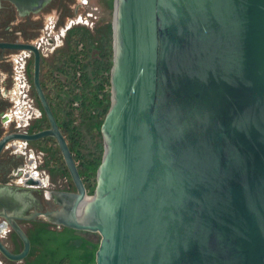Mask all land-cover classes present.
Segmentation results:
<instances>
[{"label": "water", "instance_id": "1", "mask_svg": "<svg viewBox=\"0 0 264 264\" xmlns=\"http://www.w3.org/2000/svg\"><path fill=\"white\" fill-rule=\"evenodd\" d=\"M114 9L111 104L93 194L32 44L0 46L34 51L50 127L5 136L0 152L13 138L57 141L76 191L56 192L60 207L43 215L98 232L96 264H264V0H115ZM21 236L18 255L0 243L15 260L30 251Z\"/></svg>", "mask_w": 264, "mask_h": 264}, {"label": "flooded vegetation", "instance_id": "2", "mask_svg": "<svg viewBox=\"0 0 264 264\" xmlns=\"http://www.w3.org/2000/svg\"><path fill=\"white\" fill-rule=\"evenodd\" d=\"M87 3L48 0L42 5L35 2L19 7L12 0H0V44L35 45L41 53V82L55 85L58 74L52 81L44 78V65L58 58L57 52L71 28L78 24L90 26L75 22L79 14L85 13ZM84 17L87 19V15ZM34 62L32 50L0 46V140L50 127L34 87ZM60 151L57 141L46 137L36 141L13 138L0 152V199L6 204L0 206V243L10 253L21 254L25 248L23 232L31 246L28 255L19 260L0 248V264H38L44 240L66 228L43 215L60 207L54 201L56 192L76 191L75 185L69 184L68 168L63 156L60 160Z\"/></svg>", "mask_w": 264, "mask_h": 264}, {"label": "trees", "instance_id": "3", "mask_svg": "<svg viewBox=\"0 0 264 264\" xmlns=\"http://www.w3.org/2000/svg\"><path fill=\"white\" fill-rule=\"evenodd\" d=\"M103 23L99 27L78 24L71 28L57 52L58 58L47 61L43 68L44 78L52 81V77L58 74V82L50 87L42 80L51 109L67 137L87 190L92 192L94 188H90V177L97 170L103 155V144L94 139L93 130L101 129L111 104L113 28L111 21ZM87 134L94 142L95 153L99 151L89 162L87 155L82 153ZM63 230L44 240L38 264L94 263L97 250L86 246L83 252V248L71 246L66 233L73 229L66 227ZM62 239L66 241H62L61 245Z\"/></svg>", "mask_w": 264, "mask_h": 264}, {"label": "rangeland", "instance_id": "4", "mask_svg": "<svg viewBox=\"0 0 264 264\" xmlns=\"http://www.w3.org/2000/svg\"><path fill=\"white\" fill-rule=\"evenodd\" d=\"M89 3L86 4L84 7L85 13H81L76 18V21H82V23L89 24L93 27H99L100 23L102 25L103 22H112V28H113V15H114V4L115 0H88ZM85 15H87V19H85ZM58 38V37H57ZM60 38H58L59 40ZM63 39V38H62ZM52 87L51 85H49ZM101 130L98 131V129L93 130V133L95 134L94 139L96 141L99 140L103 144V137L101 135ZM91 135L87 134L84 139V145H82V150L85 155H87L88 159L87 162L91 161L92 156L98 155L99 151H97V154L95 153V145L92 141ZM102 152V151H101ZM103 153H104V145H103ZM103 156V155H102ZM66 174L69 176V184L73 187L74 183L71 179L70 173L68 170H66ZM96 171H94L90 177V188H95L96 185ZM88 194L92 195L93 192L88 190ZM61 232L64 230H60ZM66 236L68 237L67 241L69 240V243L71 246L81 249L83 248V252H85V247L87 248H93L95 251L98 249L100 241H101V235L98 232H90V231H80L73 229L72 232L66 233ZM66 239H62L60 244L62 245ZM89 242V243H88ZM69 246V245H68ZM92 264H96V253H95V262Z\"/></svg>", "mask_w": 264, "mask_h": 264}]
</instances>
